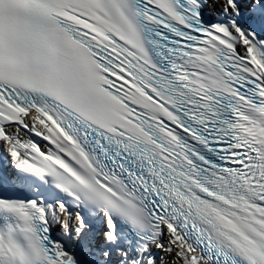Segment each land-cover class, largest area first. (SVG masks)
<instances>
[{"label": "snow or ice", "instance_id": "1", "mask_svg": "<svg viewBox=\"0 0 264 264\" xmlns=\"http://www.w3.org/2000/svg\"><path fill=\"white\" fill-rule=\"evenodd\" d=\"M0 264H264V0H0Z\"/></svg>", "mask_w": 264, "mask_h": 264}]
</instances>
